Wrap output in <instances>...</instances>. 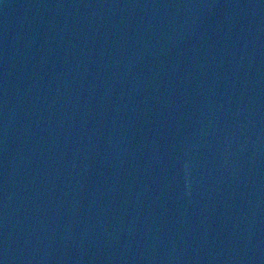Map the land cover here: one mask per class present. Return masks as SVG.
I'll use <instances>...</instances> for the list:
<instances>
[{"label": "water", "instance_id": "1", "mask_svg": "<svg viewBox=\"0 0 264 264\" xmlns=\"http://www.w3.org/2000/svg\"><path fill=\"white\" fill-rule=\"evenodd\" d=\"M4 264H264V0H0Z\"/></svg>", "mask_w": 264, "mask_h": 264}, {"label": "snow or ice", "instance_id": "2", "mask_svg": "<svg viewBox=\"0 0 264 264\" xmlns=\"http://www.w3.org/2000/svg\"><path fill=\"white\" fill-rule=\"evenodd\" d=\"M0 264H4L3 260H0Z\"/></svg>", "mask_w": 264, "mask_h": 264}]
</instances>
